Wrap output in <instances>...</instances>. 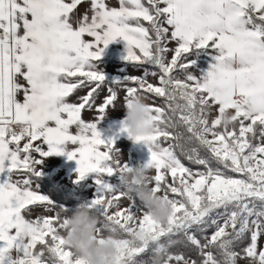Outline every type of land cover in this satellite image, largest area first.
I'll list each match as a JSON object with an SVG mask.
<instances>
[{"label": "snow or ice", "instance_id": "obj_1", "mask_svg": "<svg viewBox=\"0 0 264 264\" xmlns=\"http://www.w3.org/2000/svg\"><path fill=\"white\" fill-rule=\"evenodd\" d=\"M113 3L91 0V15H77L82 0H0V264H84L63 235L68 210L37 183L51 156L75 160L77 185L94 176L86 206L98 212L101 234L118 237L120 264H140L149 251L153 264H264V0ZM120 40L143 72L110 85L98 64ZM193 52L211 55L206 74H193ZM117 89L124 104L153 101V132L135 142L150 152V187L174 209L166 222L126 194L130 167L98 131ZM33 213L51 215L28 219ZM177 245L199 259L171 251Z\"/></svg>", "mask_w": 264, "mask_h": 264}, {"label": "clouds", "instance_id": "obj_2", "mask_svg": "<svg viewBox=\"0 0 264 264\" xmlns=\"http://www.w3.org/2000/svg\"><path fill=\"white\" fill-rule=\"evenodd\" d=\"M128 127V135L135 138L147 136L153 132L154 121L148 111V104L142 97H136L123 105ZM233 113L225 111L222 122L231 127ZM123 163V157L117 153ZM152 174L143 165L130 167L122 183L128 196L138 199L157 222H166L174 212L172 204L150 187ZM64 237L68 246L74 250L76 257L84 264H120L118 237L115 233L99 231L100 218L86 205L80 206L71 216L66 217Z\"/></svg>", "mask_w": 264, "mask_h": 264}, {"label": "crops", "instance_id": "obj_3", "mask_svg": "<svg viewBox=\"0 0 264 264\" xmlns=\"http://www.w3.org/2000/svg\"><path fill=\"white\" fill-rule=\"evenodd\" d=\"M106 2L109 3V6H116L115 3H113V0H106ZM90 6H91V0H82V4L80 6H78V11H77V15H82L85 12H87L89 15H91V10H90ZM88 40H91V37H85ZM170 39V38H169ZM177 45L175 44V42H171L168 47L170 48H175ZM126 42L120 40L117 41L113 44H111L104 52L103 58L107 57L110 59H126L127 56V52H126ZM192 61H196L198 64H202V69L201 70H206L209 71L210 70V66L212 63H214V61L211 58L210 54H207L205 52H200L198 55L196 54V52H193L192 55ZM204 60L209 61V63L205 64ZM116 64H110V65H103L102 63L98 64V67L100 68V70L105 74L107 79H124L127 75H135V73H131V74H123L119 71V68L116 67ZM102 67H106L105 71ZM131 67V66H129ZM137 70H139L138 68H136ZM121 73V74H120ZM139 76V75H137ZM21 84H25L26 82L23 81L22 79H20L19 81ZM88 91V89H83V90H78L77 93H74L72 97L69 98L70 102H78L76 97L85 95L86 92ZM118 91V96H119V100L115 106V108H119L118 105L119 101H121V107L123 108V95H125L124 91L117 89ZM107 95L106 92V88L101 91L100 93V97L97 100V103H101L103 98ZM21 100L23 99L22 94L19 97ZM114 109H109L108 113L105 115L104 119L98 124V131L101 132L102 137L105 140H111V131L110 129L114 126V124L116 123H125L126 121V115L125 112L123 110H115ZM89 117L86 115L85 119H88ZM114 118H117L118 120H115ZM127 144L130 142V139L125 138L124 139ZM40 143V142H37ZM126 144V145H127ZM125 145V144H124ZM39 158V157H37ZM42 173L43 175L52 178L54 180H58V179H62V178H66V179H74L78 177V172H77V168L78 165L75 162V160L70 161L68 159L67 156H51L48 157L47 159L44 160L43 164H42ZM58 184V183H57ZM40 191L42 192V194L45 195V193L43 192V190H41V188L39 187ZM46 196V195H45ZM41 214V213H33L32 216H29L28 219H33L36 215Z\"/></svg>", "mask_w": 264, "mask_h": 264}, {"label": "rangeland", "instance_id": "obj_4", "mask_svg": "<svg viewBox=\"0 0 264 264\" xmlns=\"http://www.w3.org/2000/svg\"><path fill=\"white\" fill-rule=\"evenodd\" d=\"M171 56H172V53L170 52L168 54L169 59H171ZM103 59H105V60H103L100 63H102L103 65L116 64L118 66V67L117 66L116 67L119 68V71L121 73H123V74L135 73V75H142L143 69L137 70L135 67H133L131 65H128V64H125V63H122V62H116L115 59H113V58L110 59V58L105 57ZM116 59H118V60H126V59H119V58H116ZM189 59H190V61H192L191 54H190ZM204 61H205L204 62L205 64L209 63V61H207V60H204ZM129 66H131V67H129ZM201 67H202V64H198L195 61V64H194V66L192 68L193 74L194 75H197V76L206 74L207 71L206 70H201L202 69ZM102 68L105 71V68L106 67H102ZM179 77L181 79H183V74L182 73L179 74ZM108 80H113V79H108ZM115 80H117V79H115ZM150 82L155 85V84L158 83V80L155 79V78H151L150 79ZM110 85H112V84H110ZM123 97H124V95H123ZM146 102L147 103H150V104L153 103L152 100H148ZM119 104H120V105H118L119 108H115V110L120 111V110L123 109L121 107V101H119ZM155 106L162 107L157 102H155ZM215 114L216 113H215V110H214L213 111V115H215ZM114 119L115 120H118L117 118H114ZM124 126H125V123H116L110 129V131L112 132L111 133V140L112 139L115 140L116 150L123 157V160L128 164L129 167H137V166L146 164L149 161V159H150V152L148 150V147L145 146L142 143H140V144L136 143L135 141H133L129 137L128 133L122 132L121 130H122V128ZM125 138L130 139V142L128 144L124 140ZM165 146H167V145H165ZM186 147H190V146H186ZM152 175H155V173L153 172ZM76 179L77 178H74V179H71L70 180V179L62 178V179H58L57 181L55 180V182L58 183L62 189H65L66 190V192L68 193L66 195L71 200H73L72 205H70L71 207L68 206V205H66V206L65 205H62V204H59V205H61V207H63V208H66L68 211L69 210L70 211H73L72 213H74L80 206H84V205L90 204L91 201L96 196L95 185H94V179H95L94 176H90L88 178V180H86L84 182H81L79 185H77L76 183H74V181ZM114 179H116V178H113V181L112 182H113L114 186H117ZM117 179H118V177H117ZM77 190L83 195V197H84L85 200L79 199L78 194L76 195ZM60 198H62V196ZM123 203L126 206L128 202L127 201H124ZM55 204L57 205V203H55ZM95 212L96 211H93V213H95ZM41 214H43V215H51L50 213H41ZM97 216H98V214H97ZM260 247L262 249H264V239H262L260 241ZM239 264H248V261L241 260V261H239Z\"/></svg>", "mask_w": 264, "mask_h": 264}, {"label": "trees", "instance_id": "obj_5", "mask_svg": "<svg viewBox=\"0 0 264 264\" xmlns=\"http://www.w3.org/2000/svg\"><path fill=\"white\" fill-rule=\"evenodd\" d=\"M145 3H146V0H145ZM146 24V22H145ZM192 55V54H191ZM103 60L105 59H102L100 62H102ZM116 62H122V63H125V64H128V61L126 60H118V59H115ZM99 62V63H100ZM114 62V61H113ZM117 80H123V79H117ZM107 81L110 83V84H113L114 81L116 80H108ZM155 99V102L159 103L162 107L164 106L163 105V101L162 99L160 98H154ZM181 131H183V129H181ZM185 135L187 136V133H185ZM186 146H190V147H197V145L195 144V142L191 143V144H186ZM202 154L203 151H202ZM184 163L186 164V166H189V167H193L194 169H196L197 166L195 165H191L189 164V162L187 160H184ZM115 180V183L117 186H119V179H114ZM37 183L39 185V187L41 188V190H43V192L45 193V195L47 197H49L53 202L57 203V206H60L59 204H62V205H72V202L73 200H71L66 194H68L66 192L65 189H62L60 187L59 184H57L55 182L54 179L52 178H49L45 175H42L41 177H39L37 179ZM78 189V188H77ZM78 194L79 196V199L81 200H85L83 195L77 190V193L76 195ZM62 196V198H60ZM137 203H140V201L138 199H136ZM71 207V206H70ZM73 208V207H72ZM73 210V209H72ZM73 211H67V216H71L73 213ZM95 215L98 214V212H95L94 213ZM212 229H209V233H211ZM198 236H201L200 233H197ZM247 243V241H245V244ZM243 245H238L237 246V250L239 251L240 248L242 247ZM171 251L173 252H184L187 256H190L191 258L193 259H199L197 253L195 251H191L185 247H183L182 245H177V246H174ZM138 261L140 262V264H153V253L151 251L141 255L140 257H138Z\"/></svg>", "mask_w": 264, "mask_h": 264}]
</instances>
